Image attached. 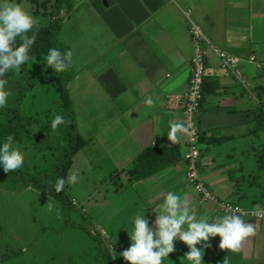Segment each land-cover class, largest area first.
<instances>
[{
	"label": "crops",
	"instance_id": "0c3cea01",
	"mask_svg": "<svg viewBox=\"0 0 264 264\" xmlns=\"http://www.w3.org/2000/svg\"><path fill=\"white\" fill-rule=\"evenodd\" d=\"M44 1L48 7L54 2L37 0ZM90 5L88 15H98V29L108 43L85 49V119L93 125L85 134L93 133L85 138V149L93 141L99 144L98 151H86L85 162L93 164L98 157L109 174L98 192V212L104 215H94L97 203H89L91 194L85 204L112 264L125 261L121 253L130 245L126 233L130 217L146 211L152 227L168 191L186 201L198 218L225 215L217 202L247 211L264 207V140L252 139L264 133L260 125L255 126L256 111L264 103V0H91ZM69 13L61 12L63 22L69 20ZM187 17L217 49L240 59H255L241 66L246 88L220 69L212 49L206 51L204 96L197 116L199 176L212 198L203 203L186 183L185 135L178 134L176 142L168 139L171 124L182 123L183 115L170 110L166 99L188 90L193 47ZM75 72L72 81L77 79ZM147 97L154 100L152 106L144 103ZM169 148L179 156L172 165L169 153L156 157L159 153L152 151ZM143 152L149 153L142 163L137 159ZM243 220L255 227V235L242 242L239 252L221 250L220 238H210L203 264H223L226 258L227 264H264V221ZM174 243L168 259L176 257L178 264H185L187 246L178 239ZM112 249L119 253L116 259ZM85 264H105L99 243L86 233Z\"/></svg>",
	"mask_w": 264,
	"mask_h": 264
},
{
	"label": "rangeland",
	"instance_id": "374dc122",
	"mask_svg": "<svg viewBox=\"0 0 264 264\" xmlns=\"http://www.w3.org/2000/svg\"><path fill=\"white\" fill-rule=\"evenodd\" d=\"M90 1H75L69 13V20L62 23L59 34L60 41L73 51V69L77 72H75L77 79L68 87L73 90L74 120L83 139L93 135V133L87 137L85 135L93 128V125L87 123L85 119V49L89 50L93 46H104L108 43V38L105 35L101 36V30L98 29V20H100L98 15L95 12L88 15ZM20 4L34 16L36 22L41 19L42 23L43 17H35L32 11L36 8L34 3L23 0ZM98 4L100 5V2ZM64 17L68 18V15ZM51 19L53 18H49ZM45 64L46 62L29 60L26 68L34 85V90L29 92L27 107L41 111L53 109L58 100L56 83L52 75L46 72ZM252 139L264 140V133ZM19 147L25 156L21 168L24 175L42 179L51 171L57 156L55 152L38 144L29 146L21 144ZM87 150L98 151V142H91L86 149L84 147L75 154L72 167L65 177L64 191L76 210L65 208L45 193L23 186L20 188V185L15 184L11 179L0 177V264H85V233L87 231L98 233L97 228L89 222V215L93 214L90 211L88 215L89 210L85 200L89 202L88 195L91 194L89 203H95L93 205L97 203V208L93 207L94 215L97 217L104 215V212L102 214L98 212L101 201L98 192L103 178L109 174L104 166L106 163L99 164L100 158L93 159L95 161L93 164L85 162ZM33 161L36 163L34 167ZM73 173L78 176L75 185L68 182V177ZM52 184L47 181L44 186L55 191ZM128 197L124 198L129 199ZM128 215L125 214L126 217ZM170 261L172 264H178L176 257L171 258ZM120 262L127 264L126 261L118 260L113 264Z\"/></svg>",
	"mask_w": 264,
	"mask_h": 264
},
{
	"label": "clouds",
	"instance_id": "9594fccd",
	"mask_svg": "<svg viewBox=\"0 0 264 264\" xmlns=\"http://www.w3.org/2000/svg\"><path fill=\"white\" fill-rule=\"evenodd\" d=\"M36 20L34 16L15 0H0V109L4 108L11 92L8 90L6 73H17L30 60V51L36 42ZM46 68L55 73H64L73 65V51L50 48L45 56ZM144 103L154 104L151 97ZM65 123L62 115H55L50 122L52 130ZM189 129L182 123L171 124L168 139L176 142L178 134H188ZM25 162V156L12 136L0 141V169L6 174L19 171ZM75 185L77 174L68 177ZM65 179L58 178L53 186L56 193L65 188ZM154 225L149 226L145 212L130 217L131 228L127 231L129 247L121 253L127 264H168L169 254L175 251L177 239L187 246L185 264H203L204 247H208L210 238L219 237V249L239 252L242 242L255 235V227L236 214L216 216L211 220L207 216L197 217L186 201L181 200L174 191L164 194ZM154 209V208H153ZM156 211V210H155ZM203 243V247L196 245ZM113 252V249H112ZM114 253V252H113ZM116 259V254L114 253ZM223 264H227V258Z\"/></svg>",
	"mask_w": 264,
	"mask_h": 264
},
{
	"label": "trees",
	"instance_id": "16d2710c",
	"mask_svg": "<svg viewBox=\"0 0 264 264\" xmlns=\"http://www.w3.org/2000/svg\"><path fill=\"white\" fill-rule=\"evenodd\" d=\"M28 1V0H27ZM17 3H22L23 0H15ZM34 3L35 9L32 10L34 15L43 17L42 23L40 20L36 22V42L30 51V61L33 62H45V56L50 48H59L60 50H69L60 39L59 34L61 32V25L64 21L61 16V12H70L74 6L73 0H54V2L48 7L47 1L37 2V0H30ZM23 7V6H22ZM49 8L51 10L48 12ZM49 16L54 19L49 20ZM29 62V61H28ZM28 62L17 73H7L4 79H8V90L11 92L7 105L0 109V141L6 139L8 136H12L14 142L19 145L23 141L27 143L43 145L49 151L56 153V160L52 165L51 171L42 177V179H36L35 177H27L20 169L15 173L6 174L0 169V177H7L15 184H19L23 187H30L40 193H45L58 202H60L65 208L69 210H76L69 200L68 195L63 190L60 193H56L44 186V183L54 185L58 178H64L67 176L70 168L73 164V158L80 150H82L87 141L83 139L78 131L77 124L74 120V112L72 108V97L68 91L67 85L74 78V70L71 67L64 73H55L51 68H47L46 72L52 75V79L56 83V94L58 93V100L53 109L46 111L37 110L35 108L27 107L29 92L34 90V85L31 83L29 74L26 71ZM46 65V64H45ZM25 69V70H24ZM204 86V85H203ZM204 96V87H203ZM55 115H62L65 123L58 126L57 130H52L50 122ZM260 125L264 130V111L258 109L255 115V126ZM201 139V134L199 142ZM154 155L159 153L156 157L170 154L168 164H175L178 156V152L175 148L169 149H154ZM149 152H143L137 160L144 162V157ZM164 164V165H168ZM75 225V224H72ZM87 235L93 237L99 243V253L105 260V264H112V258L108 252V249L102 242L99 233L86 232Z\"/></svg>",
	"mask_w": 264,
	"mask_h": 264
},
{
	"label": "built area",
	"instance_id": "2783aa9c",
	"mask_svg": "<svg viewBox=\"0 0 264 264\" xmlns=\"http://www.w3.org/2000/svg\"><path fill=\"white\" fill-rule=\"evenodd\" d=\"M187 20L193 47L188 90L183 95L168 97L166 99V106L172 111H181L183 115L182 124L189 129V133L184 134L185 151L182 155V162L186 168L185 179L188 187L203 203L212 198L199 176L201 154L199 147L200 130L197 125V116L203 100V85L207 63L206 51L207 49H212L218 56L220 69L232 76L243 87L246 86V88L247 83L242 74L241 66L245 62H255V59H240L217 49L211 45L197 23L191 21L188 17ZM257 68L260 69V65L257 64ZM262 109L264 110V103H262ZM216 205L218 210L223 214H236L241 216L242 219L264 221V207L247 211L229 202H217Z\"/></svg>",
	"mask_w": 264,
	"mask_h": 264
}]
</instances>
